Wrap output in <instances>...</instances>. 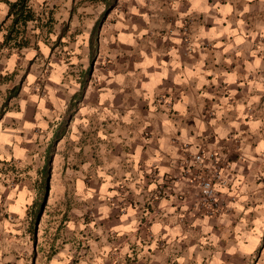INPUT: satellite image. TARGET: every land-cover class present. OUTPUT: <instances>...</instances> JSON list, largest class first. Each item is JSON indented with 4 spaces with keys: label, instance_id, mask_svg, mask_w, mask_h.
<instances>
[{
    "label": "crops",
    "instance_id": "obj_1",
    "mask_svg": "<svg viewBox=\"0 0 264 264\" xmlns=\"http://www.w3.org/2000/svg\"><path fill=\"white\" fill-rule=\"evenodd\" d=\"M17 1L0 0V164L41 166L53 142L101 233L49 264H264V0H29L15 45ZM198 147L229 164L224 213L146 206L165 174L197 193L181 171Z\"/></svg>",
    "mask_w": 264,
    "mask_h": 264
},
{
    "label": "rangeland",
    "instance_id": "obj_2",
    "mask_svg": "<svg viewBox=\"0 0 264 264\" xmlns=\"http://www.w3.org/2000/svg\"><path fill=\"white\" fill-rule=\"evenodd\" d=\"M26 33L27 28L20 22L9 43H23L28 37ZM66 122L67 119L64 130L68 127ZM54 152L55 145L51 142L41 166L37 162L33 165L14 161L0 164V264H49L57 247L62 245L84 250L83 255L88 256L92 242L100 240L101 233H94L91 226L97 202L77 197L75 186L60 183L62 176H71L67 168L69 154L63 153L65 164L62 158L57 170L51 162ZM26 187H30L34 199L27 207L23 204L17 209V192ZM158 188V183L154 188L147 185L145 191L151 196ZM149 202L146 200V206ZM116 237L113 235L114 240ZM117 251L112 250L114 256L123 257L116 254Z\"/></svg>",
    "mask_w": 264,
    "mask_h": 264
},
{
    "label": "built area",
    "instance_id": "obj_3",
    "mask_svg": "<svg viewBox=\"0 0 264 264\" xmlns=\"http://www.w3.org/2000/svg\"><path fill=\"white\" fill-rule=\"evenodd\" d=\"M229 164L218 151L198 147L191 154L187 163L183 166L181 176L191 187L197 189V193L178 191L172 185L177 177L173 174L165 175L160 181L157 192L151 194L149 203L162 198L175 196L180 199L182 206L192 212L196 217L213 218L224 213L228 204L222 187H228L231 182L229 177ZM153 174V173H152ZM157 175V174H156Z\"/></svg>",
    "mask_w": 264,
    "mask_h": 264
},
{
    "label": "trees",
    "instance_id": "obj_4",
    "mask_svg": "<svg viewBox=\"0 0 264 264\" xmlns=\"http://www.w3.org/2000/svg\"><path fill=\"white\" fill-rule=\"evenodd\" d=\"M28 1L29 0H18L11 5V14L13 13L15 15V20H13V27L10 30L6 40L13 35L17 24L21 22L23 25H26L30 19H33V13L31 12L30 8H28Z\"/></svg>",
    "mask_w": 264,
    "mask_h": 264
},
{
    "label": "bare ground",
    "instance_id": "obj_5",
    "mask_svg": "<svg viewBox=\"0 0 264 264\" xmlns=\"http://www.w3.org/2000/svg\"><path fill=\"white\" fill-rule=\"evenodd\" d=\"M24 202H25V201H24L23 196L20 195V196L18 197L17 201H16V204H15L16 208H17V209H21V207H22V205H23Z\"/></svg>",
    "mask_w": 264,
    "mask_h": 264
}]
</instances>
